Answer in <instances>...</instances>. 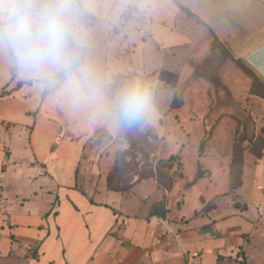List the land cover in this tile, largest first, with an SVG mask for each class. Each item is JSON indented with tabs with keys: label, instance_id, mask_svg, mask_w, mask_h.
Returning a JSON list of instances; mask_svg holds the SVG:
<instances>
[{
	"label": "rangeland",
	"instance_id": "obj_1",
	"mask_svg": "<svg viewBox=\"0 0 264 264\" xmlns=\"http://www.w3.org/2000/svg\"><path fill=\"white\" fill-rule=\"evenodd\" d=\"M116 1L98 0L104 6L99 14L108 18L103 23L114 24L117 21L119 13L109 8L112 5L125 7L136 1L140 7L148 1L149 4H163L166 7V26L178 35L182 43L169 48V52L174 53L176 65H172L174 62L169 53H166L165 60L176 71L182 65L184 72L181 73L182 77L167 81L166 96L161 102L162 127L166 132L164 136H159L154 129L147 127L143 130H121L120 136L114 140L107 131L96 130L85 147V162L92 166L99 156L113 153L114 165L109 175L112 174L117 181L131 185L138 181L137 174L142 173L147 178L135 185L152 180L159 187L158 193L148 200L144 199L145 195L138 194L143 197V201L131 210L136 215L139 212V215L144 214L147 218L151 217V212H155L157 217L175 223L178 220L173 215L183 208L186 214L194 213V219L208 217L213 226L214 245L210 247L220 246L225 250L220 264H256L252 255H264V200L261 203L262 197L264 199V99L252 95L251 89L255 78L264 82V73L250 59L259 56L263 50L264 28H238V12L235 10L241 0H119L117 5ZM249 1L260 4L259 0ZM228 3L234 4L230 6L229 15L217 13L218 10L213 12L214 15L210 13L211 5L223 6ZM191 6L200 11H193ZM97 20L99 18L94 16L88 24L91 25V38L96 36L99 40L101 32H105L108 38L116 31L121 32L118 28L113 31L103 25L102 30L96 26ZM223 37L227 40L224 43L221 41ZM98 40L96 43L91 41V44L98 45ZM113 41L116 43L111 47L117 51L125 39L116 37ZM220 43L223 47H220ZM116 45L117 48L114 47ZM238 61L241 64H237ZM261 66H264V62ZM165 72L169 73L168 70ZM18 77L27 82L30 79L41 82L32 76H21L7 59L0 57V92L11 79L16 81ZM41 85L49 96L52 92L42 82ZM15 98L18 99V96ZM14 100L0 103V147L5 141L6 122H11L14 125L7 131L15 139L12 142V161L23 159L27 163L32 152L28 147L31 129L28 126L33 119L27 112L34 110L35 105L24 99ZM39 126L34 138L41 147L52 133L45 135L42 133L43 126ZM181 151L185 154L184 158L180 156ZM171 155L175 159L169 162ZM25 171L29 173V167ZM43 185L46 186L44 189L49 187L46 181ZM135 185L123 195L130 196ZM20 190L22 197L15 193L17 190H8L9 196L18 205V208L10 207V214H21L20 221L34 218L37 213L49 215L51 198L42 197L35 185H25ZM254 193L261 197L260 201L253 200ZM166 208L170 209V217ZM30 209L36 214L29 215ZM164 209L165 214L161 215ZM240 213H244L249 226H253L249 227L251 229L247 226V233H239L236 238H232V234L241 228L228 232L218 229V221L225 217L230 218L224 219L229 227L237 225L227 221H237L233 217ZM47 220L49 222V218ZM259 233L261 235H255ZM223 239H230L231 246H224ZM22 245L27 249L26 259L35 260L36 264H47L49 259L57 257L55 253L45 250L46 253L39 260V249L36 251L35 245ZM34 252H38L36 257H33ZM207 254L214 253L210 250ZM0 259L4 258L1 256ZM2 263L3 260H0ZM7 264L25 263L10 261Z\"/></svg>",
	"mask_w": 264,
	"mask_h": 264
},
{
	"label": "crops",
	"instance_id": "obj_2",
	"mask_svg": "<svg viewBox=\"0 0 264 264\" xmlns=\"http://www.w3.org/2000/svg\"><path fill=\"white\" fill-rule=\"evenodd\" d=\"M118 2L119 0L116 5ZM259 3L241 0L235 10L238 12V28H264V0H259ZM131 4L125 7H109L119 13L114 24L103 23V20L108 18L101 14L95 16L99 18L95 22L98 28L103 30V26H109V30L115 31L118 28L121 32L116 31L113 36L110 34L109 38L105 32H101L99 40L96 36L91 38L92 43L97 40L99 43L92 45L91 55L112 77L114 83L122 81L121 78L139 75L157 85L161 118L158 125L151 128L159 136H164L166 132L162 127L161 102L166 96L167 81L182 77L181 73L184 72L182 65L177 71L172 66L176 65V58L172 51L169 52V48L182 43V40L166 26V7L163 4H149L148 1L140 7L136 1ZM232 5L234 6L229 3L223 6L211 5L213 10L211 7L209 10L213 15L216 10L217 13L229 15ZM101 6L100 11L104 7ZM195 9L193 8V11H200L197 7ZM231 11L233 12L234 8ZM90 26L88 25V28ZM116 37L125 39L117 51L111 47L115 45L113 38ZM221 41L224 43L227 40L223 37ZM114 47L117 48V45ZM94 52L99 54L95 55ZM166 53L173 58L172 65L166 63ZM166 70L169 73H166ZM20 82L24 83L23 87L15 90ZM4 91L9 94L0 97V103L24 99L34 104L35 109L27 112L33 117L28 126L31 128L28 139V147L32 151L30 161H12V142L15 139L14 135L7 131L14 125L11 122H6L5 141L0 147V257L4 258L0 259L3 260L2 264L10 261L36 264L37 261L26 259L27 249L22 247V244L26 247L35 245L37 251L39 249V260L43 253H46L45 250L55 253L56 259H49L47 264H220L219 260L223 259L225 250L220 246L210 247L211 244L214 245L213 226L208 217L194 219V213L186 214L183 208L173 215V218L178 220L175 223L157 216L146 218L144 214L139 215V212L136 215L131 210L143 201V197L138 194L145 195L144 199L148 200L158 193L156 182L143 181L134 186L130 196H125L108 187V176L114 165L113 153L99 156L95 165H87L84 154L91 134L98 129H105L115 140L120 136L121 130L112 128L104 120L93 121L85 112H69L57 96L53 93L48 96L44 92L41 82L32 79L27 82L18 77L16 81L11 79L2 88L0 95ZM16 95L18 99L15 98ZM39 125L43 126L42 133L45 135L52 133L47 136L41 147L34 138ZM184 155L181 151L180 156ZM28 167L29 173L25 171ZM44 181L49 184L48 190L44 189ZM25 185H35L42 197L51 198L52 206L48 216L38 213L37 215L30 209L29 215L36 214L34 218L20 221L21 214L9 213L10 207L18 208V205L16 200L9 196L8 190L15 189V193L22 197L20 188ZM253 200L260 201L261 197L254 193ZM263 200L262 197L261 203ZM166 210L170 217V209ZM245 217L244 213L235 214L233 218H237L238 222L227 221L237 224L232 227L224 221L229 217H225L218 221L217 227L224 232L241 228L232 234V238H236L239 233H247L248 228L253 227L249 226ZM27 221L29 223H26ZM230 239H223L224 246H231ZM239 242L236 244L240 245ZM210 250L213 255L207 254ZM253 256L256 264H264V255L254 253Z\"/></svg>",
	"mask_w": 264,
	"mask_h": 264
},
{
	"label": "clouds",
	"instance_id": "obj_3",
	"mask_svg": "<svg viewBox=\"0 0 264 264\" xmlns=\"http://www.w3.org/2000/svg\"><path fill=\"white\" fill-rule=\"evenodd\" d=\"M98 0H0V57L39 79L69 112L123 131L156 127L157 85L143 76L114 83L91 55L88 24Z\"/></svg>",
	"mask_w": 264,
	"mask_h": 264
},
{
	"label": "trees",
	"instance_id": "obj_4",
	"mask_svg": "<svg viewBox=\"0 0 264 264\" xmlns=\"http://www.w3.org/2000/svg\"><path fill=\"white\" fill-rule=\"evenodd\" d=\"M216 41H217V39H216ZM220 47H223V45H221V43H220ZM237 64H241V62L238 61ZM23 85H24V83L20 82L15 90L20 89L21 87H23ZM8 94H9V92L4 91L0 95V97H4V96H6ZM251 94L264 99V82H262L258 78H255V82H253V85H252ZM98 130L106 131L105 129H98ZM174 159H175V157L171 156L170 159H169V162H171ZM137 175L139 176V178H138V181L135 182V183H139L140 181H142V180L147 178L142 173L137 174ZM135 183L134 184L132 183L130 185V184H127V182L125 183V181H117L112 174H110L108 176V187H109V189L112 190V191H115V192L122 193V194H124L125 192L129 191L133 187V185H135ZM164 214H165V209H164V213H162L161 215H164ZM151 216H157V213L151 212ZM37 253L34 252L33 257H36ZM52 264H54V263H52Z\"/></svg>",
	"mask_w": 264,
	"mask_h": 264
},
{
	"label": "water",
	"instance_id": "obj_5",
	"mask_svg": "<svg viewBox=\"0 0 264 264\" xmlns=\"http://www.w3.org/2000/svg\"><path fill=\"white\" fill-rule=\"evenodd\" d=\"M251 60H255L258 65H261L264 62V48L262 52L259 53V56L255 55L253 58L250 59V61ZM261 68L260 70L264 73V66H261Z\"/></svg>",
	"mask_w": 264,
	"mask_h": 264
},
{
	"label": "bare ground",
	"instance_id": "obj_6",
	"mask_svg": "<svg viewBox=\"0 0 264 264\" xmlns=\"http://www.w3.org/2000/svg\"><path fill=\"white\" fill-rule=\"evenodd\" d=\"M263 44H264V43H263ZM263 48H264V47H263ZM251 63H252L256 68H261L260 65H258V64L256 63L255 60H251ZM252 64H251V65H252ZM254 66H253V67H254ZM261 70H262V68H261Z\"/></svg>",
	"mask_w": 264,
	"mask_h": 264
}]
</instances>
